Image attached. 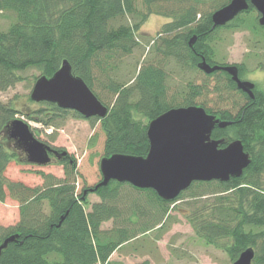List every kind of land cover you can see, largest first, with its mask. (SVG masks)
<instances>
[{"label":"trees","instance_id":"trees-1","mask_svg":"<svg viewBox=\"0 0 264 264\" xmlns=\"http://www.w3.org/2000/svg\"><path fill=\"white\" fill-rule=\"evenodd\" d=\"M230 1L0 0V16H12L8 27L0 29V92L30 81L24 74L31 70L39 77L32 76L30 83L42 76L50 78L67 61L72 74L80 77L108 109L105 118L97 119L105 136L102 158L117 154L145 157L148 124L166 111L190 106L231 122L224 129L215 128L211 138L225 143L239 140L251 158L241 177L228 182H194L172 201L159 198L153 190L115 181L91 189L81 187L76 194L78 174L70 157L62 161L63 179L41 175L43 187L32 189L4 178L7 165L18 158L14 142L7 136L8 125L21 116L50 129L58 127L51 116L83 117L48 103L32 107L29 96L0 102V203L10 197L20 204L19 221L13 226H0V245L16 236L1 251L0 264H122L110 261V256L139 237L146 239L154 231L163 233L170 207L186 197L193 203L179 212L206 245L224 252L232 263L251 248L252 264H264V82L260 87L254 83V98L250 99L226 73L206 75L198 69L202 58L210 66L226 65L215 58L214 42L221 30H253L264 40V27L251 6L226 25L212 27V13ZM150 15L169 21L149 40L141 27ZM192 37L196 39L189 46ZM138 50H146V55L133 66L134 75L122 82L118 74L126 77L129 73L128 69L121 70L122 61ZM171 62L177 72H200L208 78L222 75L224 80L220 83L217 79L219 85L216 83L213 91L220 101L224 96L230 95L228 100L233 97L234 113L207 108L203 99L207 85L196 84L190 80L193 77L186 78L174 93L165 69ZM236 68L238 78L247 80L246 68ZM98 88L111 102L100 98L95 90ZM123 186L146 193L143 199H137L144 204L131 202L127 197L133 193L123 192ZM89 195L100 201L89 204ZM108 221L113 228L101 230Z\"/></svg>","mask_w":264,"mask_h":264},{"label":"water","instance_id":"water-1","mask_svg":"<svg viewBox=\"0 0 264 264\" xmlns=\"http://www.w3.org/2000/svg\"><path fill=\"white\" fill-rule=\"evenodd\" d=\"M250 6L259 15V25L264 27V0H231L212 13V27L226 25ZM195 39L189 40V46ZM198 69L208 75L216 71L226 73L238 90L250 99L254 98V83L240 80L236 66H210L202 60ZM29 98L33 103H48L73 111L84 119L100 120L108 112L84 81L72 74L67 61H63L50 78H38ZM231 124L197 106L166 111L147 126L149 149L145 157L117 154L100 160L101 182L97 187L106 186L111 181L126 183L137 189L153 190L159 198L172 201L194 182H228L230 178H239L251 163L241 141L225 143L222 139L211 138L215 128L224 129ZM7 136L17 143L27 163L49 164L52 149L31 133L28 124L15 119L7 127ZM15 239L16 236L5 239L0 245V253ZM253 258V249L247 248L232 264H252Z\"/></svg>","mask_w":264,"mask_h":264},{"label":"rangeland","instance_id":"rangeland-1","mask_svg":"<svg viewBox=\"0 0 264 264\" xmlns=\"http://www.w3.org/2000/svg\"><path fill=\"white\" fill-rule=\"evenodd\" d=\"M204 10L202 9V12H206ZM168 21L167 18L162 16L150 15L142 25L141 32L150 40V38L158 35L161 27ZM11 22V15H1L0 29L4 30ZM216 38L218 39L214 42L216 61L226 64L225 66H244L248 72L246 79L260 87L261 83L264 82V40L258 34L254 33L253 30L250 31L248 29L233 31L224 29L216 34ZM141 42L145 45V41ZM145 52L146 50H138L131 57L123 59L121 70L126 71L128 69L129 73L126 77H123L122 73L118 74L122 82H126L127 79H130L134 75L133 66L143 60L146 55ZM165 69L170 74V88H173L174 93L180 90L186 78L193 77L190 80H193L196 84L202 85L205 83L207 85V92H204L203 95L207 108L213 111L228 109L234 113L231 108L233 97L228 100L230 95L224 96L225 101H220L218 95L213 91L217 79H220V83L224 80L222 75L219 76L220 78H208L200 72L196 73L193 71L191 73L184 69L177 72L173 62L166 66ZM32 76L39 77V73L31 70L24 74L26 79L32 80ZM31 80L17 84L5 93L0 92V102L7 103L15 96H30L35 83H30L32 82ZM217 84L219 85V83ZM179 85L181 87H178ZM95 90L104 102H111L110 99L102 94L99 88ZM36 104L40 103H34L32 107H36ZM51 118L55 120L54 123L58 124L57 128H44L41 122L28 121L21 116L16 117V119L22 120L29 125L31 133L38 140L48 144L52 148L65 152L68 157L74 160L76 173L78 174V179L75 182L76 194L83 187L91 189V187L97 186L101 181L99 162L103 157L105 141L104 132L101 130L100 122H98L99 119L90 121L79 117L77 118L71 114L66 116L60 114L51 116ZM18 160L20 159H13L6 167L4 178L8 183H22L24 186L34 189L43 187L44 178L41 175H51L58 181L64 178L61 161L52 162L47 166H37L26 161L20 162ZM122 190L123 192L129 191L133 193V196L127 197L131 202H138L141 205L144 204L143 200L137 199H143L146 193L137 192L126 186H123ZM205 198V201H208V198ZM99 201L95 195L88 196L89 204ZM189 203L193 202L186 197V199L175 203V207H170V219L166 221L167 224L163 233L154 231L147 235L146 239L139 237V239L132 241L124 249L114 252L109 260L122 264H140L145 261L148 264H232V261H230L224 252L206 245L194 234L191 227L179 212L180 209H183ZM194 204L197 205L196 203ZM202 204L198 203L201 206ZM19 206L20 204L10 197H7L3 203H0V226H13L19 221ZM85 208L86 211L90 210V206ZM44 211L47 212L46 206L44 207ZM111 228H113V223L108 221L102 224L101 230L107 231Z\"/></svg>","mask_w":264,"mask_h":264},{"label":"flooded vegetation","instance_id":"flooded-vegetation-1","mask_svg":"<svg viewBox=\"0 0 264 264\" xmlns=\"http://www.w3.org/2000/svg\"><path fill=\"white\" fill-rule=\"evenodd\" d=\"M202 60H204L203 58L200 60V62L202 61ZM205 61V60H204ZM199 62V63H200ZM208 64V63H207ZM202 72V71H201ZM219 72H222V71H219ZM205 74V73H204ZM206 75H208V74H206ZM241 80V79H240ZM243 81V80H242ZM244 81H248V80H244ZM250 82V81H249ZM254 83V82H253ZM255 85V84H254ZM86 120H88V119H86ZM36 137V136H35ZM11 141H13L14 143H13V147H16V153H17V157H18V159H20V162H24V161H26V156L24 155V153L22 152V150L21 149H19V147L16 145L17 143L14 141V140H11ZM46 144V143H45ZM48 145V144H47ZM49 146V145H48ZM51 149H52V153H50L49 154V158H50V162H49V164H51L52 162H54L55 163V161H64V160H67V158H68V155L65 153V152H62V151H60V150H57V149H55V148H52L51 146H49ZM15 150V149H14ZM48 164V165H49ZM47 166V165H46Z\"/></svg>","mask_w":264,"mask_h":264}]
</instances>
